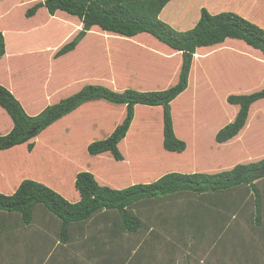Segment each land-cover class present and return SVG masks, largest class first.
<instances>
[{"label":"crops","instance_id":"0c3cea01","mask_svg":"<svg viewBox=\"0 0 264 264\" xmlns=\"http://www.w3.org/2000/svg\"><path fill=\"white\" fill-rule=\"evenodd\" d=\"M11 1L12 0H0V21L5 20V18L8 17V13L11 10L8 5ZM205 1L206 0H182V4L186 2L185 6L190 9L188 13H184L185 16L182 20H185V17L189 16V18H191L194 16L191 18V23L196 22L199 18V10L204 7L203 5L206 3L211 5L215 2L212 0L210 3L211 0H208V2L205 3ZM36 2L41 1L36 0ZM192 2H195L196 5H193ZM39 10L33 17L36 18ZM221 10L239 13L244 18L254 22L259 27L264 29V0H227L226 8H223L220 5H211V8H209L208 11L216 13ZM179 12L182 13L181 11ZM56 14L52 16L54 17L53 19L59 17V15ZM65 19L67 20L66 17ZM182 20L176 22L183 23ZM185 22L186 23L184 24H186V27L183 31L192 27L188 24V20H185ZM175 23L169 24L174 27L176 26ZM71 27L72 31L64 39L59 42L49 44L44 42H49V40L54 37V33L50 30H38L34 32L30 36L33 40L25 43L19 36L12 41L10 37H7L5 28L0 26V33L3 36L5 47V54L1 58L0 64L4 66L6 65V76L8 77L7 83L4 81L1 82L14 96V98H16L28 116L38 115L47 106L58 103L62 98L64 99L68 95L78 92L83 86L88 84L105 86L116 92H123L126 89H132L138 92H149L166 90L178 82V75L183 62L182 54L162 45L148 34H140L130 39L121 38L124 41L126 40L128 43H122L121 45L107 48L93 45V36L103 32L91 29V31L87 32L86 36L80 41V43H78L73 51L63 56L55 57V53L62 46L69 43L81 30L80 24L76 23V21L74 25H71ZM39 43H43V46L39 45ZM227 43L231 46L230 50H227ZM8 45H10V51L8 50ZM238 47L241 49L243 48L248 54H257L256 50L249 48L243 42L236 40H228L220 46L210 48L208 51H205L202 48L197 49L196 53L193 55L191 67L192 73L187 81V89L170 104L172 121H174L172 113L174 112V108L177 107L175 112L177 118L179 119V130H183L185 128L184 125H190L192 127L191 131L194 135H197L195 137L199 138L200 132L204 131L207 126L211 125L212 127L211 136L208 138L200 137L199 141L194 139L190 143L189 147L192 148L191 151H194L191 154V159L189 158V154L183 153L184 151L176 153V155L172 154L175 152L165 151L163 146L162 149L166 152L167 156L155 159L147 156L145 152H143L146 151V149L141 148L137 151H133L134 156L129 159L131 161L135 160L133 162L134 169H132V171L143 174L141 172L142 168L145 169L146 167L149 170V165H154L153 175H151L152 177L145 179L146 175L144 174L141 176H131L129 181L124 180L122 184L119 180H113L111 176L109 178L105 173H100L96 169L87 165V161L104 159L102 157L91 156L88 153L86 154L87 151L85 152L87 157L86 164L84 167H77V164H73L70 158V154H73L77 149L76 141H72V143L70 141L74 134L70 135L68 140L64 137L65 130L63 132V129L67 127L70 134L73 133L75 131V125L81 126L83 124L80 120L83 116L87 115L86 110L90 108V110H95L96 112L104 110V112H101L103 117L100 116L102 121L109 117H113L112 122L114 121V124H112V122L111 124H108V127H110L109 132L112 133L115 126L122 122L126 113V107L123 105H112L100 100L92 101L81 105L76 110L55 122L32 139L29 142L34 144L31 152L27 150L28 143L22 146H16L8 151H1L0 193L5 195L12 194L19 183L24 179H31L53 188L40 180L46 179V176L43 173L39 175L37 174L39 168L41 169L43 164V160H39V150L41 148L43 149L45 145L46 147L48 146L47 149H49L50 145H52L58 152L59 158L61 159L60 161H62L65 166H68L69 175L73 180L71 182L72 184H67V187L70 185L68 187L70 190L67 187H64L66 186L64 183L62 186L56 183L57 188L54 190L58 192L59 190L57 189L63 188L62 190L60 189L61 192L59 193L63 195L69 193L68 196H70V198H67L69 202H76L79 199V195L74 188L75 176L79 172L91 173L95 180L100 182L98 183L96 181L100 186H108L109 188L119 190L134 184L152 183L167 173L216 174L222 171L230 170L237 164H247V162L239 160V158H249V149L253 147L251 143L252 141H248L251 138L244 136V133L248 131L249 123L247 122L246 126L235 138L225 143H217L215 141L216 133L228 123L233 121L238 108L236 106H232L229 108V114L227 109L225 110L222 108L218 110L217 115L215 112L217 109L209 108V106L206 108V94L211 91V83L207 82L206 84V81L203 78H198L200 70L198 61L201 59L206 60L209 57L217 55L219 56L225 51H230L239 55V53H237L240 50ZM250 59L251 62L258 60L253 57ZM65 61H67V63L63 64ZM251 62H238L239 64L232 62L228 69L233 71L235 74L236 69L239 68L241 70V73H239L240 70L238 69V73L235 76L237 79H239L241 74H243V76H248L250 74L251 76L255 66L257 65L254 62L252 66ZM11 67L14 69H11ZM208 69L211 71L210 67H208ZM208 69L207 74L209 76L210 71H208ZM263 75L264 73L262 74L259 72L261 79ZM257 81L259 80H256L255 82ZM259 82V89H261V84H263V82L261 80ZM207 85L209 86L206 87ZM189 91L192 92V94L188 95ZM181 99L183 100L181 101ZM224 99L225 103H227V93ZM179 102L181 104L178 106ZM225 103L224 101H221L219 105H224ZM118 106L121 108H117ZM112 108L116 109L114 110ZM117 111H119V113H117ZM153 111H157L159 114V125L162 132V108L137 105L134 107L133 121L131 122L127 134L129 135L131 129L145 128V126H147L146 122L150 117L149 114H151V116L154 115ZM222 111L226 112L224 113ZM138 112H140V116H138ZM138 117L140 122H137ZM144 118L148 119L144 120ZM64 121L68 122L67 126H65ZM11 128L12 122L9 124L8 128L0 129V135H6ZM56 128L62 132V138L60 135H55ZM140 133L141 132H138V134ZM143 133L149 132L145 131ZM90 139L88 138L86 141L88 145L89 143L95 142L92 137H90ZM186 147L187 146L185 144V149ZM226 147L229 148V150L227 149V151H225ZM72 148L73 150L70 151ZM207 151L208 154H206ZM11 154L15 157L20 154L25 161H21L23 158H19L20 160L18 162H13V157H10ZM233 154H237V156L234 158L232 157ZM197 156L200 157V160H192ZM263 156L264 155H258L254 157L257 161ZM29 157L32 158V165L27 164ZM37 158L38 160L34 161ZM110 158L112 157L110 156ZM250 159L254 161L253 157H250ZM112 160L114 159L112 158ZM124 160L125 159L123 157L122 161H114L124 163ZM248 160L249 159H247V161ZM229 163H232L233 165L225 168V165ZM167 165L168 169L166 168ZM187 166H189V170L185 171ZM216 168L217 170H215ZM31 170L34 172L31 173ZM148 170H146V173L150 171ZM19 171L20 176L18 175ZM14 173H16L15 179L8 177L9 174ZM254 184L258 187L261 198V225L257 227L254 224L253 228L245 229L240 228V224L246 219L243 218L244 220H241L239 213L236 214L235 210L234 212H231L228 208L226 220L222 217L218 218L215 222L210 220V213L218 212L217 210L220 211V209L216 208V204L213 202L212 198L215 195L221 194V192L203 193L198 195L188 191H181L159 199L139 201L127 209V213L130 217L139 220V230L132 234L124 233L126 237L119 231L114 234L111 233L112 235H109L106 232L107 229H111L113 226H117V228L121 230L120 219L116 212L97 213L85 222L70 224L67 227V242L64 245L59 242V220L48 213L44 207L37 206L34 208L32 221L28 226H23L21 224L18 215L0 212V264H15V262L8 263L13 261L11 257L14 256L15 252L18 253L17 255L26 257L25 260L28 261V264H34L33 262L38 258V256L43 257L39 264H105L104 261L110 262V264H119L117 262L119 258H117V256L116 258H113L115 252L118 251L123 254V259H120V261H122L121 264H150V258H156L152 264H170V258L168 257L175 254V252H178L179 246H176V242H173V238H171L167 229L172 226L175 229V224H177L176 218L179 214L178 211L181 212L185 209H188V211L184 212L188 213V221H184L182 224L179 222V227L181 225L183 228L179 232L185 233L186 229L188 230V227L198 229L197 232L193 231L195 235L192 232L193 234H190L188 238L190 239L195 237V242L191 243L192 248H195L193 249V254L196 258L194 257L192 259L194 260V264H211L209 258L212 257L219 262H221V260L225 261L224 258H226V256L224 253L222 256H218L216 253L219 251H216L215 253L213 250H216L217 248L221 249L222 247L224 249L226 243L227 250L232 251L231 254V251H229V254L232 255V257L228 264H264V177L255 181ZM223 193H227V199L232 198L233 202L238 204L235 208L244 204L246 199H248L247 204H249V207H242L247 209L249 216H252V222L254 223V196L249 187L242 185L223 191ZM240 193L244 194L239 195ZM177 195L184 196V198L187 197L192 200L189 201V203H184L180 207L172 205L166 210H162L161 214L158 216L155 215L153 217L152 215L153 218L151 217V220L145 222L147 225L141 221V216L148 211L145 210L144 207H147L149 202L161 201L167 198L173 199V197H176ZM200 200L203 202L204 200H207L208 204L205 206L206 208L199 205L198 202ZM142 207L144 210L141 209ZM148 209H150V207ZM199 209H202V211L199 212ZM47 219H49L50 222L47 221ZM229 220L231 221L230 224ZM235 222L237 223L235 224ZM218 223L219 226H217ZM143 224L146 225L145 232L142 231ZM206 227L211 229L209 231H212L213 234H208L209 231L205 232L203 230H201V233L199 232L201 228ZM220 229L223 230V232L227 230V240L224 237V233L220 232ZM149 230L150 232L148 233ZM176 231H171V234L179 236L180 234H177ZM237 233H240L241 237H236ZM103 236L105 237L103 238ZM234 237L237 238L235 242H233ZM109 239L111 244L110 247H107ZM154 240H156L157 245ZM141 241L142 244H140V248L145 247L143 251L146 252L145 254L142 250H140L141 254L147 255L148 253L151 257H143L144 260L140 258L133 259L136 251L132 252V249L138 246ZM186 241L187 240H185V242ZM203 241L207 243L209 249L205 247L206 245H202ZM185 242L181 243V248L186 244ZM151 243L153 246L155 245L158 248H162L164 253L157 255L156 253H158V250L156 248L155 250L154 248L151 250ZM232 248L237 249V251L233 252ZM257 248H260L259 251L261 253L253 252L257 251ZM198 249H201L202 252ZM242 249L249 252H245L243 254ZM197 250L202 253L204 257L201 258ZM91 255L92 257H90ZM103 257L105 258L103 259ZM114 260H116V262ZM67 261L72 262L66 263ZM20 263L26 264L23 261Z\"/></svg>","mask_w":264,"mask_h":264},{"label":"trees","instance_id":"16d2710c","mask_svg":"<svg viewBox=\"0 0 264 264\" xmlns=\"http://www.w3.org/2000/svg\"><path fill=\"white\" fill-rule=\"evenodd\" d=\"M176 0H42L34 3L24 13L25 18L33 17L39 9L49 16L64 13L76 18L81 30L67 44L62 46L55 57L70 53L91 29L104 34L130 39L140 34H148L169 49L180 52L183 62L178 82L162 91L138 92L126 89L113 91L105 86L85 85L78 92L47 106L36 116H28L14 96L0 85V109L12 122L11 130L0 136V152L27 144L31 152L34 144L29 143L49 126L67 116L81 105L92 101H104L112 105L126 107L125 117L106 139L87 146L91 156L109 154L115 161L123 157L118 144L125 138L133 121L134 107L137 105L162 108V146L165 151L181 153L185 143L175 137L170 104L187 89L193 55L197 49L205 51L220 46L228 40L243 42L261 56L254 62L264 72V29L244 18L239 13L221 10L209 12L202 7L199 18L192 27L177 31L169 23L183 19L175 10ZM186 3V2H185ZM185 3L183 4L184 7ZM181 12L185 13V10ZM176 18V19H175ZM168 21H170L168 23ZM10 51V45H8ZM5 54L4 39L0 33V60ZM264 99V85L254 93L229 96L227 103L238 111L232 122L215 135L217 143H225L235 138L246 126L250 108ZM264 177V156L247 164H237L232 169L216 174L167 173L148 184H134L124 189L100 186L89 172H79L75 176L74 188L79 195L76 202H69L50 187L31 179L22 180L10 195L0 193V212L16 214L23 226L32 221L35 207L42 206L60 222L59 242L66 244L67 227L72 223L85 222L97 213L116 212L123 233L132 234L139 230L140 222L130 217L127 209L142 200L159 199L167 195L188 191L195 194L223 192L245 185L254 196V224L261 225V198L254 182ZM230 209V206H227ZM181 262V261H180ZM106 264L110 262L104 261ZM179 264H189L185 260Z\"/></svg>","mask_w":264,"mask_h":264},{"label":"rangeland","instance_id":"374dc122","mask_svg":"<svg viewBox=\"0 0 264 264\" xmlns=\"http://www.w3.org/2000/svg\"><path fill=\"white\" fill-rule=\"evenodd\" d=\"M42 1V0H40ZM215 2H213V6H222L223 8H226L227 6V0H213ZM208 2V0L205 1V3ZM212 2V0L210 1V3ZM33 3H36V0H12L11 3L8 5V7L11 8V10L8 13V17L5 18V20L0 21V26H3L5 28V32L7 33V37H10L12 39V41L19 36L20 38H22L24 40V42H30L33 39H31V35L38 31V30H50L54 33V37L49 40V42H44V43H49V44H53L56 42L61 41L62 39H64L71 31H72V27L71 25L75 24L78 22L77 20H75L76 18L68 16L64 13H57L56 15H59V17L53 19L54 17H50L47 15L46 11L44 9H40L36 18H30V19H26L24 17V13L27 9H29ZM193 5H196L195 2H192ZM210 4H204V8H206L207 10H209V8H211ZM175 10L177 11H182L185 10V14L188 13L190 11V9H188L187 7H184L182 4V0H176L175 1ZM184 12L181 13V15L183 16L182 18H184L185 16ZM65 17L67 18V20L65 19ZM194 17V16H193ZM191 17V18H193ZM185 20H188V24H190L192 26L191 23V18L185 17ZM182 19L177 18L176 21H181ZM185 20H182L183 23H179L176 22L174 27L175 30L177 31H183L186 27V23ZM73 21V22H71ZM170 21H168L169 23ZM97 29V28H95ZM1 32V31H0ZM98 33V32H97ZM93 40V45L100 47H113V46H118L121 45L122 43L127 44L128 42L125 40H122L121 38L117 37V36H112V35H106L104 33H98L95 34L92 38ZM43 43H39V45H42ZM231 46L229 43H227V50H230ZM238 49H240L237 53H239V55L232 53L230 51H225L223 52L221 55H217V56H213V57H209L206 60L201 59L200 61H198V66H199V73H198V78L201 79L203 78L207 82L211 83V91L210 93L206 94V108H215L217 109L216 115L218 114V110L219 109H227L228 114L230 113V109L232 107V105L225 103V95L227 93V98L229 96H236V95H247V94H251L254 92L259 91V86H260V80L263 82L262 87L264 85V75L259 76V72L261 70V68L256 65L254 70H253V74L250 76V74L248 76H243V74H241V76L239 77V79H237L236 74L238 73V69H236V74L233 73V71H230L228 69V67H230V64L232 62H236L237 64H239L238 62L244 63V62H251V57L253 58H260L261 56L255 53H251L248 54L245 52V50L240 47H238ZM235 52V51H234ZM242 54V55H241ZM245 55V56H244ZM259 60V59H258ZM67 61L63 62V64H66ZM252 66L254 64V62H251ZM192 67V65H191ZM208 67L211 68L208 69ZM11 69H14L13 67H11ZM205 69V70H204ZM207 69L208 71H210V74L208 76L207 74ZM240 70V69H239ZM190 74L192 73V70H190ZM7 70H6V65H1L0 64V85L3 86L5 89L6 87L4 86V84L1 81H4L5 83H7L8 81V77L6 76ZM241 73V70L240 72ZM252 73V72H249ZM264 72H262L263 74ZM189 74V76H190ZM250 76V77H249ZM193 78V77H192ZM256 80H259L257 82H255ZM2 83V84H1ZM258 86H257V85ZM91 85V84H89ZM209 85H207L206 87H208ZM246 87V88H245ZM168 89V88H167ZM192 94V92L189 91L190 95ZM70 95H68L67 97H69ZM66 98V97H65ZM16 99V98H15ZM63 99V98H62ZM183 99H181L182 101ZM187 100V99H186ZM184 100V101H186ZM180 101V102H181ZM221 101H224V105H219ZM178 103L179 104L181 103ZM105 104V103H103ZM219 106H217V105ZM108 105V104H107ZM117 108H121L120 106H118ZM177 107L174 108V112L173 114V132L176 138H178L179 140L183 141L186 144V149L184 150L183 153L189 154V158L191 159V154L194 151H191L192 148L189 147L190 143L196 139L197 141H199L200 137L201 138H208L209 136H211L212 134V127L211 125L207 126V128L200 132V137L196 138L195 136H197L196 134L194 135V133L191 131V126H186L184 125V129L183 130H179V119L177 118L175 109ZM112 109H116V108H112ZM205 110V108H204ZM87 115L83 116L82 119L80 121H82V125L81 126H76L74 127V132L70 134V131L67 130V127H65L63 129V132L65 130V136L68 140H69V136L73 135L70 139L71 143L72 141H76V145H77V149L73 154H70V158L73 162V164H77V167H84V165L86 164L87 161V157L85 155L86 152V147H87V139L90 137H92L93 141H99V140H103L106 139L111 133L109 132L110 127H108V124H111L113 117H109L107 119H105L104 121L101 120L100 116L103 117V114L101 112H104V110H100L101 112H96L95 110H90V108H88L87 110ZM154 115L151 116V114H149V119L148 118H144V120H147V126H145V128H134L131 129V132L129 133V135L127 134L125 139L122 140L120 142V144L118 145V149L120 150L121 154L124 157V163L121 162H115L114 160H112V158H110L109 155L104 154V155H100L97 157H102L104 159H96L98 161H87V165H89L91 168L96 169L98 172L100 173H105L107 177L113 179V180H119L120 183L122 184V182L125 181H129L131 176H141V175H146L145 179L151 178L153 175V171H154V165H149V170L145 167V169H141V172L143 174H141L140 172H133L132 169H134L133 167V162L135 160H129L132 156H134V152L133 151H137L141 148L146 149L145 154L147 156L153 157L155 159L159 158V157H164L167 156L166 152L163 151L162 149V144H161V138H162V132H161V127H160V120H159V114L157 113V111H153ZM224 112V111H222ZM226 112V111H225ZM224 112V113H225ZM117 113H119V111H117ZM142 114V113H141ZM92 116V117H91ZM138 116H140V112H138ZM175 116V117H174ZM124 119V118H123ZM122 119V121H123ZM228 119V118H227ZM137 122H140V119L138 117ZM65 126L68 125L67 121H64ZM122 123V122H121ZM120 123V124H121ZM248 123H249V127H248V131L246 133H244L245 137H250L251 139L248 141H252V148H250L249 152H250V157H253L254 161H256L254 156H258V155H264V99L256 102L255 104H253L250 108L249 111V116H248ZM9 124H11L10 119L7 117V115L0 109V129H4V128H8ZM90 124V125H89ZM101 124V125H100ZM112 124H114V121L112 122ZM120 124H117L115 126V128L117 126H119ZM99 125V126H97ZM93 126H97V127H93ZM56 136L60 135L61 138L63 137L62 132L56 128ZM89 130V132H88ZM145 131H148L149 133H143ZM113 132V131H112ZM138 132H141L140 134H138ZM91 133V134H90ZM128 133V132H127ZM178 134V136H177ZM2 136V135H0ZM40 141V140H39ZM91 141V139H90ZM90 144V143H89ZM22 146V145H21ZM48 146L39 150V160H43V164H42V168H39L38 171V175L39 174H44L46 176V179H40L41 181L45 182L46 184L52 186L53 188L51 189H56V183L58 185H63L66 184H72L71 182L73 181L71 179V176L69 175V170H68V166H65V164L60 161L61 159L59 158V154L56 151V149L50 145V148L47 149ZM227 149L229 150V148L226 147L225 151H227ZM25 150V149H24ZM72 149H70V151H72ZM87 154V152H86ZM172 154H176V153H172ZM208 154V151L207 153ZM177 155V154H176ZM10 156V155H7ZM237 154H233L232 157H236ZM10 157H13V162H18L20 159H22L23 157L19 154L17 157H15L14 155L11 154ZM249 158H239V160H243L247 163L253 162L252 159ZM20 158V159H19ZM96 158V157H94ZM109 158V159H107ZM32 158L29 157V159L27 160V164L28 165H32ZM247 159H249L247 161ZM34 160V159H33ZM37 159H35L34 161H37ZM105 160V161H104ZM192 160H200V157H194ZM21 161H25L24 158ZM185 161V160H184ZM25 165V164H24ZM232 163H229L227 165H225V168L232 166ZM194 167V166H193ZM199 167V166H198ZM168 169V165L166 167ZM195 168V167H194ZM146 170H148L149 172L146 173ZM189 170V166H187V168L185 169V171ZM217 170V168L215 169ZM34 171L31 170V173H33ZM20 171L18 172V175L20 176ZM10 178L15 179L16 177V173L14 174H9ZM142 180V179H141ZM97 181V180H96ZM98 183H100L99 181H97ZM255 183V182H254ZM105 184V183H104ZM118 185V184H117ZM70 185H68L69 187ZM67 187V188H68ZM108 187V186H107ZM254 187L256 189H258V187L254 184ZM61 190L63 188H60ZM60 189L59 192H61ZM69 189V188H68ZM251 190V188H249ZM70 190V189H69ZM56 191V190H55ZM57 192V191H56ZM74 192V190H73ZM61 196H63L66 200H68L67 198L70 196H68L69 193H66L65 195L59 193ZM244 194V193H242ZM241 193L239 195H242ZM184 196H174L173 199L171 198H167V199H163L161 201H151L149 202V204H147V207H144L145 210H148L147 212H145L142 216H141V221L142 222H148V220H151L155 215L158 216L161 214L162 210H166L167 208L171 207L172 205L175 207H180L182 206L184 203H189V201H191L192 199H188L187 197L184 198ZM213 202L216 204V208L220 209L217 210L218 212H213L210 213V220H212L213 222H215L216 220H218V218H225V220L227 219V205L230 206L229 211L234 212L235 213H239L241 220L244 218L246 220L243 221V223L240 224V228H253L254 223L252 222V216H249V212L247 211V209H244L242 206L244 207H249V204H247L248 199H246V201L244 202V204H242L241 206H238L237 208H235L236 205H238L236 202H233L232 198H228L227 199V193H223L221 192V194L215 195L213 196ZM199 205L201 206H207V200H204V202L202 200H200ZM248 205V206H245ZM221 208H220V207ZM150 207V209H148ZM144 208L142 207L141 209L144 210ZM202 208V207H201ZM206 208V207H205ZM212 210V209H209ZM185 211H188V209L183 210V211H178L179 214L176 218L177 224H175V229L174 227H169L167 229V232L171 235V238H173V242H176V246H179V251L175 252V254L169 256L168 258H170L169 263L170 264H179L182 261H186L189 264H194V260H192L194 257L196 258V256L193 254V249L192 248V244L193 242H195V237L194 238H189L190 234H193V231H196L198 229H193L191 227H188V230L186 229L185 233H180L179 231L181 229H183L180 225L179 227V222L182 224L184 223V221H188V213H184ZM199 212L202 211V209L198 210ZM181 214V217H180ZM217 214V215H215ZM153 215V217H152ZM152 217V218H151ZM248 218V221H247ZM254 220V219H253ZM47 221L50 222L49 219H47ZM230 220H229V224H230ZM250 222V223H249ZM237 222H235L236 224ZM147 225V223H145ZM208 224V223H207ZM212 224V223H211ZM210 224V225H211ZM146 225L143 224V228L142 231L145 232V228ZM12 226V225H11ZM217 226H219V223L217 224ZM18 228V227H16ZM15 228V229H16ZM121 228V226H120ZM227 229V227H226ZM177 230V231H176ZM201 230L207 232L211 229H209L208 227L206 228H201L199 230V232L201 233ZM119 231L123 236L126 237V235L124 233H122L121 230H119L117 228V226H113L111 229H107V233L109 235H112L111 233H115ZM171 231H176L177 234H180L179 236H174L171 234ZM150 232V230L148 231V233ZM193 232V233H192ZM220 232L224 233V237L227 240V230L225 232H223V230L220 229ZM142 233V232H141ZM213 234L212 231H209L208 234ZM168 235V234H167ZM195 235V233H194ZM207 235V234H206ZM132 236V235H130ZM142 236V235H141ZM169 236V235H168ZM105 236H103L104 238ZM170 237V236H169ZM168 237V238H169ZM236 237H241L240 233H237ZM236 237H234L233 242L236 241ZM138 238V237H137ZM185 240H187L185 242ZM164 241V240H163ZM109 244L107 245V247H110L111 241L109 239ZM133 242V241H132ZM154 242L157 245L156 240H154ZM185 242L184 246H181V243ZM219 242V241H218ZM137 243V242H136ZM140 244H142V241L138 244V246H136L135 248L132 249V252L136 251V254L134 255L133 259H143V257H151V255H149L147 253V255H142L140 250H144L145 247H141L140 248ZM175 244V243H174ZM215 244V243H214ZM258 244V243H257ZM202 245H206L205 247H207L209 249V246L207 245V243L205 241H203ZM121 246V245H120ZM151 250H155V248L158 250V253H156L157 255L160 253H164V250L162 248H158L155 245L153 246L151 243ZM122 247V246H121ZM201 247V246H200ZM212 247V246H211ZM192 248V250H191ZM172 249V248H171ZM212 249V248H211ZM260 248H257V251H253V252H259ZM173 250V249H172ZM200 252H202L201 249H198ZM197 250V251H198ZM233 252L237 251V249L232 248ZM198 251V252H199ZM211 251V250H210ZM216 251H219L218 253H216ZM229 251L231 250H227V243L223 249V247L217 248L216 250H213V252L216 253V255L218 256H222V254L224 253L226 258H224L225 261L219 262L218 260L214 259V257L209 258L211 264H228L229 260L231 259L232 255H230L232 253V251L229 254ZM144 252V251H143ZM200 257H204L202 253H200ZM243 254L245 252H249L247 250L242 249ZM146 254V252H144ZM155 253V252H154ZM18 253L15 252L14 256H12V262H8V263H13L15 262V264H23L20 262H24L26 264H28V261L25 260L26 257L22 256V255H17ZM229 254V255H228ZM119 258V260H117V262L119 264H121L122 261H120V259H123V254H121L119 251L115 252L113 258ZM15 257V258H14ZM92 257V255L90 256ZM105 257H103L104 259ZM179 258V259H177ZM41 259H43L42 256H38L37 259L34 260V264H39V262L41 261ZM144 260V259H143ZM150 264H152V262H154V260H156V258L151 259ZM116 262V260H114ZM181 261V262H180ZM70 263L72 261H69ZM68 261L66 263H69ZM106 264V263H105Z\"/></svg>","mask_w":264,"mask_h":264}]
</instances>
